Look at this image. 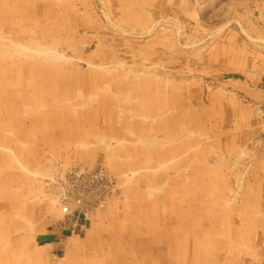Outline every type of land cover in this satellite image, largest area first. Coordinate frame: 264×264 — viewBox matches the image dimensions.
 <instances>
[{"label":"rangeland","instance_id":"1","mask_svg":"<svg viewBox=\"0 0 264 264\" xmlns=\"http://www.w3.org/2000/svg\"><path fill=\"white\" fill-rule=\"evenodd\" d=\"M140 2L145 4L139 9ZM187 2L188 7L185 0H0L2 66L7 62L11 74L12 68L36 74L26 80L32 83L26 98L23 78L0 84V104L9 106L2 105L0 115L8 110L20 117L14 121L20 142L2 141L13 133L0 126V203L18 207L11 217L21 218V227L7 231L0 207L1 263L76 264L77 249L81 256L104 245L113 252L129 249L112 230V217L157 212L160 219L150 224L169 235L170 248L197 246L192 256L201 250L203 264H264V111L250 110L254 101L242 93L247 84L264 90V0L231 1L241 13L236 15L221 14L215 0ZM27 44L29 50L18 47ZM37 47L40 52L31 51ZM45 52L70 64L41 65ZM136 72L151 74L141 76L143 89L134 91L132 102L155 99L153 112L123 106L121 92L132 87ZM151 75L165 92L168 77L194 88L190 147L183 144L187 134L160 108L166 96L149 93L148 85L157 82ZM94 87L109 95H91ZM34 126L48 136L37 135L26 146L20 131ZM138 133L145 143L158 139L169 157L149 151L153 144L142 151ZM175 145L179 151L172 154ZM8 157L24 165L21 173L6 172ZM162 162L169 168H160ZM149 170L161 188L142 179ZM104 182L108 193L75 206L80 184ZM62 187L68 193L59 203ZM170 192L180 194V205L163 202ZM70 205L73 211L64 215L60 207ZM216 243L223 247L216 249ZM196 262L193 257L191 264Z\"/></svg>","mask_w":264,"mask_h":264},{"label":"crops","instance_id":"2","mask_svg":"<svg viewBox=\"0 0 264 264\" xmlns=\"http://www.w3.org/2000/svg\"><path fill=\"white\" fill-rule=\"evenodd\" d=\"M188 0H185L184 6L188 7ZM199 1V0H197ZM216 1V10L219 11L221 10V14L223 15H236V14H241L239 13L237 10V8H233L235 5L233 4L231 6V1L234 0H215ZM145 4V2H140L138 8L140 9V5L143 7ZM187 5V6H186ZM142 10V9H141ZM251 8L248 9V11H246V13L249 15L251 14ZM231 11V12H230ZM139 11L137 10V13ZM243 14H245V10L242 12ZM261 42H264V39H261ZM264 57V56H263ZM239 63V62H238ZM237 63V64H238ZM135 75L136 81H134L130 86H127V88H124V92H121V94H123V97L121 98L122 101H124V107H128L131 106L133 111H138V112H145V111H151L153 112V110L155 111V109H157V107L154 105V101H146L144 102L143 98L138 99V101H134V103L132 102L133 100V94L134 91H136V95L139 94V90H142V86L143 84L141 82H139V80H141V76L144 74H151V73H133ZM171 75V73H169ZM152 79H155L157 82H153L150 83L148 86L151 87L150 88V94L151 95H155V98L157 97L156 95H159V98H161V95H164L166 97H164L165 99V105H161L160 108H162V110H166V112L169 114V116H167V120L170 121V123L172 125H174V127H179L180 130L183 132V134H187V142L183 143L184 145H188L190 147V140H191V135H190V131L189 128H191V123H189L188 119H190L189 117L190 112L192 110H194V105L193 102L196 100L195 96V92H194V88L192 87V85L190 83H187L186 81H184V79H179V78H175V77H168L167 80H169L168 85L166 86V92H165V86L162 87L164 84L161 83L158 79L159 77H153L152 75L149 76ZM148 78V77H147ZM125 79V78H124ZM153 81V80H152ZM129 84V83H127ZM126 84V85H127ZM248 86H245V88H247L246 92H242L243 94H245L246 96L250 97V99H253L254 102L250 103V107L253 111H264V90H259V89H255V88H250L249 84H247ZM253 85V83H252ZM255 87V86H253ZM108 90V89H106ZM161 90V92H159ZM109 92V91H107ZM144 95V93L142 94ZM149 95V94H148ZM172 96V97H171ZM163 97V96H162ZM156 102V101H155ZM156 104V103H155ZM130 107V108H131ZM254 107V108H253ZM128 108V109H130ZM160 110V111H162ZM174 111V112H173ZM176 111V112H175ZM129 112V110H128ZM150 112V113H151ZM145 115V118H147ZM178 118V119H177ZM140 119H144V115L140 118ZM183 123V124H182ZM161 121L159 120L158 125H161ZM0 126H3L4 130L7 131H12L13 133V137H11V134L6 136L3 135V139L2 141H5V143L7 144H14L16 142H20L19 139H17L16 135L18 133V131H16L15 124L13 122V120L11 119V114L9 113V111L7 110V112L5 113V115H0ZM144 125L141 126L140 128V132L143 133V128ZM42 127L41 126H34L30 129L24 128L23 131H20L19 137H22V133L25 135V137H22V140L26 143L27 146V142L29 143H33L36 139H37V135H41L44 136L45 138H47L48 133L43 134L42 132ZM126 131V130H125ZM47 132V131H44ZM51 133L55 134L56 131H52ZM126 134H128V132H125ZM125 133H123L125 135ZM139 134V133H138ZM145 136L143 134H139L138 137H136V142H138L141 146V150L143 151V149L145 148V150H147L146 148H148L151 144H153V148L149 147V151L152 149L153 153H165V154H161V157H169L168 152L164 150V148L158 143V139H151L149 142L150 143H145L144 141L146 140V138H144ZM150 139V138H149ZM148 139V140H149ZM179 145H175L173 147V149H175L173 151L172 154H175L179 151V148L176 147ZM28 147H25V149H27ZM81 148L82 150L86 148V146L82 143L81 144ZM84 151V150H83ZM172 157H174L173 155H171ZM25 158V157H24ZM191 158V150L189 148L188 150V155L186 158H184V160H190ZM8 160H6L5 162V170L7 173H21L19 167L18 162L16 161L14 158H6ZM183 159V158H182ZM25 159H21V161L24 162ZM158 162L160 163V159H158ZM185 162V161H184ZM20 163V162H19ZM186 164V162L184 163ZM125 165V164H124ZM18 166V167H17ZM160 168L163 169H168L169 166H167L166 163H163L159 166ZM177 167H179V165H177ZM182 168H184L183 166H181ZM188 168V167H187ZM187 168L185 171H187ZM190 168V165H189ZM188 168V170H189ZM155 172H153L152 170H149L148 173L146 174V176H143L142 179L145 180V177H147V181L149 182L152 181L153 183L156 182L158 175L154 174ZM189 173V171H188ZM129 176L133 177V174H130ZM28 178V177H27ZM157 184H155V186H158V189L161 188L158 181L156 182ZM1 189V188H0ZM149 190H155L157 191V189H149ZM148 190V191H149ZM150 192V191H149ZM148 192V193H149ZM11 193L14 194V191H12ZM1 194L3 196H1ZM5 194H3L2 192L0 193L1 197H4ZM169 197H171V192L168 195ZM7 197L10 198V194H7ZM176 200H178L180 202V204L182 203L179 198H177ZM145 204H147L146 200L143 201H139ZM157 201H153L152 204L155 206L156 204H161V203H156ZM163 202H167V203H171L172 205H174L173 200L172 199H168V201H163ZM137 204V202H135ZM179 204V205H180ZM0 207H3L5 210L3 211L4 213H7V219H9V217H11L13 214H15V211L17 210L18 207H15L14 205L10 204V203H0ZM12 209H11V208ZM9 209V210H6ZM154 212V211H153ZM156 213L157 216H152V215H139L136 216L134 218H130V217H123L122 220L119 221H115V219L112 217L111 222L113 224H111L112 230H115L118 234H119V238H116L121 240V241H125V243H127V245L129 246V249H123L119 252H113L111 250H107V248L104 247L98 249L95 247H92V250L90 253H83V256L85 258H81L83 256L80 255L81 253V249H77L75 250V259L76 260V264H107L109 263H113V264H120L117 263V259H119L121 256H136L139 261L140 264H191L192 262V258L194 257L195 260L200 263V256L202 255V251L200 250V252H196L195 251V256H192L194 254L193 250L197 249V246L194 247L192 244H178V245H173L171 246V248L169 247V244H173V241L171 240V238L169 237V235L167 234H161L158 231V226L157 224L153 227V225L151 226V224L155 223L156 221L154 219H156L157 221L160 219V217L158 216L157 212ZM172 216V215H171ZM173 217V216H172ZM6 219V225H7V231L8 229L10 230V232H14L16 231L17 227H21V218L19 220V217H11L10 219H13L12 221H8L7 222ZM144 223V224H143ZM151 223V224H150ZM34 224V223H33ZM145 224H150L149 226V230L144 231ZM15 229V230H14ZM160 238V239H159ZM157 239L160 240V242L164 241L168 247L167 250H163V247L161 246L162 243H160ZM114 240V239H112ZM121 241H118V245L123 247V244H121ZM198 244H200L201 240H196ZM95 243L90 242V245H93ZM217 244V243H216ZM101 247V245H100ZM200 247V246H199ZM105 250H104V249ZM124 248V247H123ZM113 254H117L116 256H113ZM100 256H102V259H100ZM120 256V257H118ZM130 257L129 262L130 264H134V258ZM140 258V259H139ZM142 258V260H141ZM102 260V261H101Z\"/></svg>","mask_w":264,"mask_h":264},{"label":"bare ground","instance_id":"3","mask_svg":"<svg viewBox=\"0 0 264 264\" xmlns=\"http://www.w3.org/2000/svg\"><path fill=\"white\" fill-rule=\"evenodd\" d=\"M56 2H57V0H56ZM134 18L137 20V17L136 16H134ZM11 25H13V24H11ZM33 45H34V42L32 43ZM32 44H31V46H30V44H27V45H18V47H21V48H25V49H27L28 48V50H29V48H31L32 47ZM31 51H34V52H40L41 50L39 49V47H37V48H34V50H32L31 49ZM49 52H45V54L42 56V57H40V60H39V62L41 63V65H43V64H57L58 63V65L60 64L61 66H64L63 65V63L64 64H66V65H69L70 64V62H68L67 60H65L64 58H59L58 56H59V54H56L57 56H55V55H51L50 53V55L48 54ZM38 62V63H39ZM6 64L7 65H9L7 62L5 63V64H3V66H2V62L0 61V84L1 85H7V81L10 79L11 80V82L10 83H14V81H15V79H18V77H20V78H23V79H21V80H24L23 82L25 83L23 86H25V85H27V87H23V94H24V96H25V98L26 97H28V96H26V93H24V92H26L29 88H30V84H32L31 82H28V81H26L27 80V78L28 79H30V81L35 77V73H31L30 74V76H26L25 75V73L22 71V70H24L22 67V70H21V72H19V73H16L17 72V70L16 69H13L12 68V71L11 72H13V74H11L10 73V69H8L7 68V66H6ZM1 68H2V71H1ZM105 70H107L106 68H105ZM39 74V73H38ZM126 74V73H125ZM124 74V75H125ZM26 81V82H25ZM11 86V85H10ZM75 87L76 88H74L76 91L80 88V85L79 84H75ZM38 90H39V88H37ZM6 89L4 88V91H5ZM93 92H91L90 94L91 95H94L95 93H97V94H101V95H106V96H108L109 95V93L108 92H106L105 91V89L103 88L102 90H100L99 89V87H94L93 89ZM14 93V92H13ZM28 93V92H27ZM26 100H28V99H26ZM26 103V105L25 106H28V103L27 102H25ZM3 105V107H7L8 105H4V103H2L1 102V104H0V107ZM10 105V104H9ZM22 106V105H21ZM9 107V106H8ZM13 116L11 115V119L13 120V122L14 121H16V119H19L20 117H15V118H12ZM22 137H25V135L22 133ZM188 162H189V160H188ZM186 164H187V161H186ZM23 166L24 165H21V167H20V164H19V169H22L23 168ZM187 167V166H186ZM189 186V185H188ZM185 188V187H184ZM186 188H187V186H186ZM189 188H190V186H189ZM190 193V192H189ZM177 194V195H176ZM189 195V194H188ZM180 197V194L179 193H174L173 192V195H172V193H171V199L173 200V203H174V205H178V204H180V202L178 201V200H176L177 198H179ZM180 199V198H179ZM223 247V245L222 244H220V245H218V243L216 244V249H218V248H222ZM117 255V254H116ZM115 255V256H116ZM110 257H112V259H113V257H114V255L113 256H110ZM118 257H120V256H118ZM130 257H132V256H127V255H125V256H121L119 259H117V263H120V264H130V262H129V259H130ZM132 258H134L135 260H134V264H140V261L138 260V259H136L137 257L136 256H134V257H132ZM197 264H203V263H198V262H196ZM196 263H194V264H196ZM0 264H5V262L4 263H1L0 262ZM27 264H29V263H27ZM107 264H113V263H107Z\"/></svg>","mask_w":264,"mask_h":264},{"label":"built area","instance_id":"4","mask_svg":"<svg viewBox=\"0 0 264 264\" xmlns=\"http://www.w3.org/2000/svg\"><path fill=\"white\" fill-rule=\"evenodd\" d=\"M80 172L84 173L83 171H80ZM79 186L80 187L78 191L73 193V196L76 198L73 201L75 202L77 200V202H75L76 203L75 206L77 207H82L81 205H84V204L87 205L88 202L84 201L85 199L90 202H94L96 198L100 199L101 194H103L104 191L105 193H108L110 185L109 184L107 185V183L104 182V183H99V184H80ZM67 193L68 191H66L65 188L62 187L61 192H59V197H58L59 203L61 202V200H63V197ZM100 208H104V201L100 203ZM60 209H62V212L64 215H67L73 211V206L70 205V206H65L63 208L60 207Z\"/></svg>","mask_w":264,"mask_h":264}]
</instances>
